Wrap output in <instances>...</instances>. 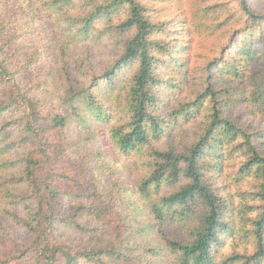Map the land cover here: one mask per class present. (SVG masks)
<instances>
[{"label":"trees","instance_id":"obj_1","mask_svg":"<svg viewBox=\"0 0 264 264\" xmlns=\"http://www.w3.org/2000/svg\"><path fill=\"white\" fill-rule=\"evenodd\" d=\"M151 1L0 0V264H264V14ZM76 126L133 187L74 177Z\"/></svg>","mask_w":264,"mask_h":264},{"label":"rangeland","instance_id":"obj_2","mask_svg":"<svg viewBox=\"0 0 264 264\" xmlns=\"http://www.w3.org/2000/svg\"><path fill=\"white\" fill-rule=\"evenodd\" d=\"M147 4H149L156 12V16L161 19L163 14L160 12L161 8H165L168 5L159 4L155 1L151 0H145ZM249 3L251 4L252 8L257 11L260 14H264V0H249ZM179 6V5H175ZM174 17H180V16H172L170 18ZM171 20V19H169ZM172 22V20H171ZM183 25V24H182ZM184 26V25H183ZM180 27L177 25H174L172 28V34L170 36V41L173 44L178 43V32L179 30H185V27ZM36 32L39 33V41L41 46H50L53 47V45L56 43V35H53V28H50L47 21L42 20V22L37 24ZM46 32V33H43ZM73 54V53H72ZM58 57L57 55L52 54L50 57L44 58L45 60L49 59L50 61L56 60ZM75 59V58H72ZM97 61L96 65H102L103 58H100V60L95 59ZM55 64V61H53ZM47 67V64L44 66ZM56 69V75L57 77L58 70ZM54 78V81H55ZM59 78V77H58ZM57 78V79H58ZM81 129V135H78L75 133L74 129L72 133L74 134V139L76 142H79L77 140V137L81 138V141H84L81 145V155H76L73 158V166H75V172H73L74 177H77L78 175H81V168H84L86 171L89 167H92L93 171L89 174V179L94 177L96 180L101 181L102 186H108L111 188L113 184V180L111 179V176L116 173V178L121 181V183L126 187H133L135 181L129 176V173L132 169L131 164L128 160H124L118 153L114 152V148L112 145V142L110 139L106 136L105 131L99 129L97 132H94L98 128L95 127L94 130H90L89 127H78ZM87 139H89L87 141ZM75 141H72V144L75 146L77 145ZM101 153L104 156V160L106 163L103 165L104 168L100 169L99 164L97 162V154ZM91 161L90 166L87 165V163ZM109 163L110 167L112 169H108L107 164ZM127 175V178H125ZM172 235H178L177 233L169 232ZM14 239L17 243L24 244L26 241V237L19 231H16L14 235ZM12 242L5 238L0 233V255H6L10 252L12 247ZM11 264H19V262H12Z\"/></svg>","mask_w":264,"mask_h":264}]
</instances>
